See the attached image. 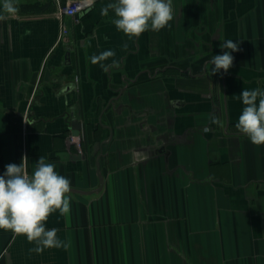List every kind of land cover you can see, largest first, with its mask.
<instances>
[{
    "label": "crops",
    "instance_id": "obj_1",
    "mask_svg": "<svg viewBox=\"0 0 264 264\" xmlns=\"http://www.w3.org/2000/svg\"><path fill=\"white\" fill-rule=\"evenodd\" d=\"M67 1L0 0V176L42 156L71 184L45 222L66 246L0 229V264H264V145L235 127L264 89V0H172L171 27L131 40L114 0ZM106 50L118 68L91 62Z\"/></svg>",
    "mask_w": 264,
    "mask_h": 264
},
{
    "label": "clouds",
    "instance_id": "obj_2",
    "mask_svg": "<svg viewBox=\"0 0 264 264\" xmlns=\"http://www.w3.org/2000/svg\"><path fill=\"white\" fill-rule=\"evenodd\" d=\"M109 10H112L116 17L112 23L130 40L139 38L149 30L159 31L171 27L170 21L174 19L172 0H114L101 9V15L107 16ZM3 11L14 14L18 12V8L13 0H4ZM4 18L0 15V20ZM123 48L126 50L127 45H123ZM221 48L229 51L213 56L210 61L211 65L215 66L211 69L213 75L221 69L227 73L233 65L231 52L240 50L233 40H225ZM114 56L113 50H106L99 55L93 54L91 62L100 64L104 70L109 67L118 68L119 63L115 59L111 65L102 63ZM240 99L244 107L235 127L253 144L264 145V89H243ZM211 123L222 126L221 120L216 117L212 118ZM27 160V156H24L19 165H6L4 175L0 176V229L26 237L30 243L36 245L30 251L39 254L48 248L66 246L64 241L58 238V230H46L45 222L56 211L62 216L70 212L68 194L71 184L69 179L57 173L52 162L46 161L42 156L37 161L35 170L29 175Z\"/></svg>",
    "mask_w": 264,
    "mask_h": 264
},
{
    "label": "built area",
    "instance_id": "obj_3",
    "mask_svg": "<svg viewBox=\"0 0 264 264\" xmlns=\"http://www.w3.org/2000/svg\"><path fill=\"white\" fill-rule=\"evenodd\" d=\"M88 4L89 2L86 0H68L59 10L65 15L75 16L79 11L85 9ZM63 32H65V29H63Z\"/></svg>",
    "mask_w": 264,
    "mask_h": 264
}]
</instances>
